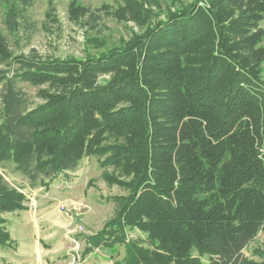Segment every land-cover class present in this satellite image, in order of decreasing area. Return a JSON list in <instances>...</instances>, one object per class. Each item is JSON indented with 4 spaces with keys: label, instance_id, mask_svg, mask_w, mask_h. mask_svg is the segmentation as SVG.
<instances>
[{
    "label": "trees",
    "instance_id": "1",
    "mask_svg": "<svg viewBox=\"0 0 264 264\" xmlns=\"http://www.w3.org/2000/svg\"><path fill=\"white\" fill-rule=\"evenodd\" d=\"M158 6L72 0L76 24L107 16L145 28L85 59L17 54L0 31V165L36 187L108 154L119 174L103 177L128 194L87 251L125 242L123 264H264L243 255L264 230V0H194L153 21ZM28 201L0 173V247L12 243L4 215ZM127 228L146 240L126 242Z\"/></svg>",
    "mask_w": 264,
    "mask_h": 264
},
{
    "label": "rangeland",
    "instance_id": "2",
    "mask_svg": "<svg viewBox=\"0 0 264 264\" xmlns=\"http://www.w3.org/2000/svg\"><path fill=\"white\" fill-rule=\"evenodd\" d=\"M71 1L31 0V5L26 7L21 0H0V31L17 54L37 52L42 56L62 59H85L120 47L135 34L145 30L131 22L121 23L107 16L98 22L87 20L86 26L76 24L69 17ZM78 1L92 9L104 4L116 5V0ZM193 1L159 0V6L154 7L153 21L185 9ZM50 5L55 10V21L46 17ZM11 12L14 19L9 22ZM261 25L264 28V21ZM5 68L4 64H0V69ZM17 86L26 91L31 99L41 102L37 97L38 87L21 81ZM115 142L121 140L112 136L108 144ZM107 155L85 157L76 171L62 173L49 184L39 181L36 187H32L29 180L16 171L13 162L0 165V173L29 199L27 205L31 211L4 215L8 220V230L16 233L14 236L21 247L35 240L37 232L30 216L37 215L41 245L52 250H63L62 254L68 258L65 264H123L126 256L125 242H117L113 248L99 245L91 248V252L87 251L88 237L98 235L107 222L117 215L120 206L116 198L128 194V190L109 184L103 177L104 172L119 174L114 167L103 164ZM146 238L147 235L138 229L127 228L125 231L126 242L145 241ZM12 250L10 248L7 253ZM243 255L258 261L264 258V230L247 245ZM206 259L203 257V260Z\"/></svg>",
    "mask_w": 264,
    "mask_h": 264
},
{
    "label": "crops",
    "instance_id": "3",
    "mask_svg": "<svg viewBox=\"0 0 264 264\" xmlns=\"http://www.w3.org/2000/svg\"><path fill=\"white\" fill-rule=\"evenodd\" d=\"M28 210L31 211V208L20 211ZM30 219L37 232L35 240L31 244L27 246L24 244L21 247L19 240L14 236L16 233H12L8 230L11 235L12 243L3 246V248L0 247V264H65L68 258L62 254L63 250H52L51 248L49 249L41 245L40 225L37 215L30 216ZM9 247L13 249L11 253H7V250L10 249ZM70 254L71 253H67V255ZM59 256H61V258Z\"/></svg>",
    "mask_w": 264,
    "mask_h": 264
}]
</instances>
